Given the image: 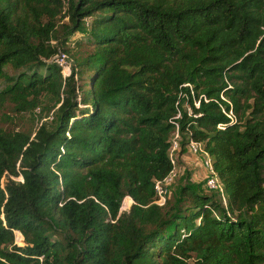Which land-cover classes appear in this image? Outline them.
Returning a JSON list of instances; mask_svg holds the SVG:
<instances>
[{"label":"trees","instance_id":"trees-1","mask_svg":"<svg viewBox=\"0 0 264 264\" xmlns=\"http://www.w3.org/2000/svg\"><path fill=\"white\" fill-rule=\"evenodd\" d=\"M44 96L0 125V264H264V0H0V113ZM175 132L225 203L155 202Z\"/></svg>","mask_w":264,"mask_h":264},{"label":"built area","instance_id":"built-area-1","mask_svg":"<svg viewBox=\"0 0 264 264\" xmlns=\"http://www.w3.org/2000/svg\"><path fill=\"white\" fill-rule=\"evenodd\" d=\"M54 61L60 66L61 72L63 76H68L71 73V68L72 64L71 61L72 58L70 55L63 51H59L55 56H54ZM196 106L198 105V102L195 103ZM228 116L234 120V116L232 112L230 111L228 113ZM179 117V114L175 116V118ZM218 127L221 128L222 125L218 124ZM179 136L178 132H175L172 140H171V147L169 150V156L170 160L172 163V169L169 171V173L162 179L155 180L154 182V190H155V202L159 205H163L168 198L169 191H170V186L173 183L174 179L177 177L179 173L183 171L184 168L179 166V163L174 160V153L175 151H179ZM187 150L196 156L197 161L200 163L201 167L204 169L205 174H204V181H205V186L206 189L209 191H221L219 194L221 195L222 201L225 203V197L223 194V190L221 187V184L219 183L217 174L214 170L213 166V159L210 156V154L206 151L204 144L202 142H197L194 140H189L188 143L186 144ZM129 197V196H126ZM125 197V198H126ZM125 198L122 201L121 208H128L132 203L133 200L130 198L129 203H125ZM15 233V240L17 243L22 242V235L19 231H14Z\"/></svg>","mask_w":264,"mask_h":264},{"label":"rangeland","instance_id":"rangeland-1","mask_svg":"<svg viewBox=\"0 0 264 264\" xmlns=\"http://www.w3.org/2000/svg\"><path fill=\"white\" fill-rule=\"evenodd\" d=\"M72 58V57H71ZM71 64L73 65V61H71ZM88 82H86V86L84 84V87H88ZM48 96L43 97V103H46V107L44 110L42 109H35L33 113H25V114H15L13 112L9 111V107L4 108L3 112L0 113V125L5 129H22L27 132L34 133L35 128L40 125L42 122L47 124H52V122L55 119V109L57 108V104L53 103L49 99H47ZM175 151L174 153V160L181 162L180 154L181 152ZM184 152V151H183ZM176 161V163H177ZM186 170V168L183 169L181 173L177 175V177L174 179L173 183L170 186V194H175L177 191V188H179L182 184H200V189L213 193L216 197L220 196V192L218 190L215 191H209L206 189L204 177H199L198 180H195L189 175V173ZM16 179V178H15ZM17 180H21V177H18ZM221 197V196H220ZM219 197V198H220ZM130 201V200H129ZM128 201V202H129ZM127 202V203H128ZM23 242H19V244H22Z\"/></svg>","mask_w":264,"mask_h":264},{"label":"crops","instance_id":"crops-1","mask_svg":"<svg viewBox=\"0 0 264 264\" xmlns=\"http://www.w3.org/2000/svg\"><path fill=\"white\" fill-rule=\"evenodd\" d=\"M181 152V150H179ZM178 152V155H179ZM181 162L179 163V166L182 168H186L187 171H189L191 177L195 180H198V178L204 177L205 171L201 167L200 163L197 161V158L195 155L191 154L187 148L184 152H181L180 154Z\"/></svg>","mask_w":264,"mask_h":264}]
</instances>
